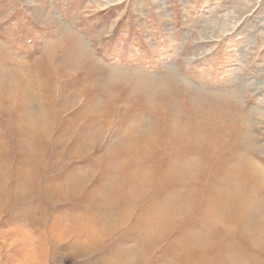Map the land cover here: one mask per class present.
<instances>
[{"label":"rangeland","instance_id":"rangeland-1","mask_svg":"<svg viewBox=\"0 0 264 264\" xmlns=\"http://www.w3.org/2000/svg\"><path fill=\"white\" fill-rule=\"evenodd\" d=\"M117 244L264 264V0H0V264Z\"/></svg>","mask_w":264,"mask_h":264},{"label":"crops","instance_id":"crops-1","mask_svg":"<svg viewBox=\"0 0 264 264\" xmlns=\"http://www.w3.org/2000/svg\"><path fill=\"white\" fill-rule=\"evenodd\" d=\"M157 212L158 211H156V210L153 211L154 214H156ZM161 212H164V211H161ZM100 214H102V213H99V212L96 213L97 219H100L99 218ZM108 214L109 213H106V214L103 213L102 218H104L106 220L105 215H108ZM145 214L148 216V213L145 212ZM108 216H109L108 219L111 221L113 217L111 216V214L108 215ZM161 216H162V213H161ZM106 221L108 223H110L108 220H106ZM106 226H108V225H106ZM117 245L118 246L109 247V253L110 254H107V250H108V248H107V250L105 251V255L107 256V258L102 260L103 264H128V262L130 264L131 262H134V260H135L134 256L132 257L131 254L135 255L136 253L135 252H133V253L130 252L129 247H127V249L120 250L121 246L119 244H117ZM125 262H127V263H125ZM89 264H91V263H89ZM97 264H100L99 260H98Z\"/></svg>","mask_w":264,"mask_h":264}]
</instances>
